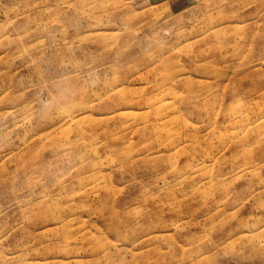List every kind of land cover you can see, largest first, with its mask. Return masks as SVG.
I'll use <instances>...</instances> for the list:
<instances>
[{
	"label": "rangeland",
	"instance_id": "rangeland-1",
	"mask_svg": "<svg viewBox=\"0 0 264 264\" xmlns=\"http://www.w3.org/2000/svg\"><path fill=\"white\" fill-rule=\"evenodd\" d=\"M0 264H264V0H0Z\"/></svg>",
	"mask_w": 264,
	"mask_h": 264
}]
</instances>
